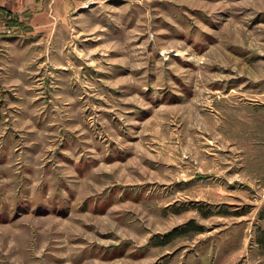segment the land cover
<instances>
[{"label":"rangeland","instance_id":"obj_1","mask_svg":"<svg viewBox=\"0 0 264 264\" xmlns=\"http://www.w3.org/2000/svg\"><path fill=\"white\" fill-rule=\"evenodd\" d=\"M264 0L0 8V264H264Z\"/></svg>","mask_w":264,"mask_h":264},{"label":"trees","instance_id":"obj_2","mask_svg":"<svg viewBox=\"0 0 264 264\" xmlns=\"http://www.w3.org/2000/svg\"><path fill=\"white\" fill-rule=\"evenodd\" d=\"M255 242L256 244L259 246V248H261L262 250H264V227H259L257 229V234L255 237Z\"/></svg>","mask_w":264,"mask_h":264},{"label":"crops","instance_id":"obj_3","mask_svg":"<svg viewBox=\"0 0 264 264\" xmlns=\"http://www.w3.org/2000/svg\"><path fill=\"white\" fill-rule=\"evenodd\" d=\"M16 0H0V8L10 7Z\"/></svg>","mask_w":264,"mask_h":264}]
</instances>
